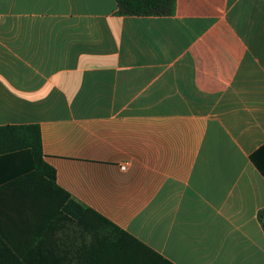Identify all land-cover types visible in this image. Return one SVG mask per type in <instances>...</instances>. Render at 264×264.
<instances>
[{"label":"crops","instance_id":"crops-1","mask_svg":"<svg viewBox=\"0 0 264 264\" xmlns=\"http://www.w3.org/2000/svg\"><path fill=\"white\" fill-rule=\"evenodd\" d=\"M21 125L122 260L264 264V0H0V127ZM26 198L0 193V264H53Z\"/></svg>","mask_w":264,"mask_h":264},{"label":"trees","instance_id":"trees-1","mask_svg":"<svg viewBox=\"0 0 264 264\" xmlns=\"http://www.w3.org/2000/svg\"><path fill=\"white\" fill-rule=\"evenodd\" d=\"M117 4L118 14L125 16H169L175 11V0H117ZM259 153L264 155V146ZM254 162L264 174V167ZM9 191L25 192L27 198L19 202L39 209L30 218L16 217L42 223L43 230L33 233L38 243L32 253L40 252L41 245L42 255L47 260L53 257V264H132L118 254L120 235L126 234L58 186L55 169L44 160L38 125L0 127V193ZM258 219L264 229V209ZM16 239L12 252L23 255Z\"/></svg>","mask_w":264,"mask_h":264},{"label":"built area","instance_id":"built-area-1","mask_svg":"<svg viewBox=\"0 0 264 264\" xmlns=\"http://www.w3.org/2000/svg\"><path fill=\"white\" fill-rule=\"evenodd\" d=\"M122 168H123V169H126V168H127V166H126V165H123V166H122Z\"/></svg>","mask_w":264,"mask_h":264},{"label":"rangeland","instance_id":"rangeland-1","mask_svg":"<svg viewBox=\"0 0 264 264\" xmlns=\"http://www.w3.org/2000/svg\"><path fill=\"white\" fill-rule=\"evenodd\" d=\"M111 239H113L115 241L116 238L113 236V237H111Z\"/></svg>","mask_w":264,"mask_h":264}]
</instances>
